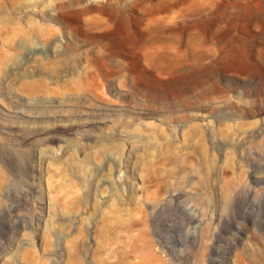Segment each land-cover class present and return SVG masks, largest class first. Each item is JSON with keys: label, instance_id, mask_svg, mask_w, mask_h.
Returning a JSON list of instances; mask_svg holds the SVG:
<instances>
[{"label": "rangeland", "instance_id": "1", "mask_svg": "<svg viewBox=\"0 0 264 264\" xmlns=\"http://www.w3.org/2000/svg\"><path fill=\"white\" fill-rule=\"evenodd\" d=\"M0 264H264V0H0Z\"/></svg>", "mask_w": 264, "mask_h": 264}, {"label": "bare ground", "instance_id": "2", "mask_svg": "<svg viewBox=\"0 0 264 264\" xmlns=\"http://www.w3.org/2000/svg\"><path fill=\"white\" fill-rule=\"evenodd\" d=\"M177 208V207H176ZM183 211V210H182ZM188 211V210H187ZM189 213V212H188ZM183 214V213H182Z\"/></svg>", "mask_w": 264, "mask_h": 264}]
</instances>
